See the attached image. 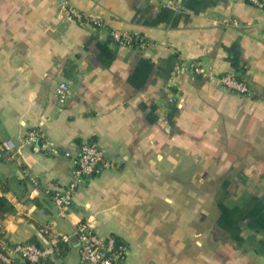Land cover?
<instances>
[{
    "label": "crops",
    "instance_id": "obj_1",
    "mask_svg": "<svg viewBox=\"0 0 264 264\" xmlns=\"http://www.w3.org/2000/svg\"><path fill=\"white\" fill-rule=\"evenodd\" d=\"M261 1L0 0V139L15 143L0 156V193L17 207L0 217L5 237L48 246L39 228L50 224L72 237L40 264H80L73 231L85 221L128 245L124 264H264ZM69 7L148 45L117 43ZM228 71L250 91L224 86ZM31 129L56 151H36ZM89 140L110 165L61 216L32 179L66 186Z\"/></svg>",
    "mask_w": 264,
    "mask_h": 264
},
{
    "label": "built area",
    "instance_id": "obj_2",
    "mask_svg": "<svg viewBox=\"0 0 264 264\" xmlns=\"http://www.w3.org/2000/svg\"><path fill=\"white\" fill-rule=\"evenodd\" d=\"M179 0H169L170 6H175ZM260 5L261 0H250ZM69 13L80 23H91L96 29L106 31L117 43L123 45H140L146 47L148 41L136 33L128 30L109 28L101 19L88 18L80 10L74 7L68 8ZM138 38V40H137ZM183 69V68H182ZM195 72L204 74L210 78L215 76L212 70L203 65L196 64ZM224 86L240 93H248L250 87L248 83L239 77L234 71H228L219 77ZM60 103H65L70 95L69 83L60 81L56 87ZM1 127V121H0ZM27 142L32 144L36 151L56 149L51 145L49 139L41 138L35 129L29 130ZM15 143L10 138L0 139V156L7 158L14 157ZM77 166L73 178L66 186H58L49 182L42 186L39 179H32L35 188H40L55 204L58 214L68 216V209L73 201L74 191L80 185L83 178L94 174L101 166H108L110 162L106 159L105 151L95 140H89L82 144L80 154L77 158ZM40 233L50 238L48 246H39L33 242L18 241L14 246H7L4 240L3 250L0 249V260L13 264L17 256L38 262L52 253L58 252L62 243L70 242L72 234L59 233L52 226L44 225L39 228ZM73 235L78 241L80 252V264H124L128 245L120 241L114 234H100L90 227L87 222L79 221L73 231Z\"/></svg>",
    "mask_w": 264,
    "mask_h": 264
},
{
    "label": "trees",
    "instance_id": "obj_3",
    "mask_svg": "<svg viewBox=\"0 0 264 264\" xmlns=\"http://www.w3.org/2000/svg\"><path fill=\"white\" fill-rule=\"evenodd\" d=\"M138 40V38H137ZM71 68H65L64 69V73L68 76H71ZM17 210L16 205L9 199V197L4 194V193H0V217L4 216L6 213H12L15 212ZM4 240L7 246H14L18 241H27V242H33L38 244L39 246H44L40 240L39 237H37L36 235L32 236L30 239L28 240H10L9 238L5 237V233L3 231L0 230V240ZM63 244H61V248L59 250V253L62 250ZM4 245L2 244V241H0V249L3 250ZM49 257V256H47ZM44 257L43 259H41L38 262H32L28 259H24L21 256H17L15 258V262L14 264H40L41 262H45L46 258Z\"/></svg>",
    "mask_w": 264,
    "mask_h": 264
}]
</instances>
